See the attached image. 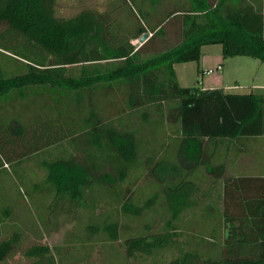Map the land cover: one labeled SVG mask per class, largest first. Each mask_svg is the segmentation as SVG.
Returning a JSON list of instances; mask_svg holds the SVG:
<instances>
[{
    "label": "trees",
    "instance_id": "1",
    "mask_svg": "<svg viewBox=\"0 0 264 264\" xmlns=\"http://www.w3.org/2000/svg\"><path fill=\"white\" fill-rule=\"evenodd\" d=\"M57 1L0 0V36L11 37L13 44L5 46L16 49L4 53L23 67L21 73L6 76L0 62V97L14 90L21 98L42 99L52 93L58 101L78 105L90 100L89 89L123 81L121 86L128 84L127 106L113 117L106 109H91L82 122L68 118L73 125L68 128V120L55 119L52 136L31 134L20 119L8 128L1 125L0 146L7 150L0 168L22 184L24 172L18 167L24 161L44 170L39 179L46 184L40 191L48 194L46 213L73 216L80 228L78 238L68 242L76 249L90 242L111 245L127 231L124 254L111 251L109 264L146 258L153 264H264V176H226L228 161L245 151L242 140L264 136V94L184 87L174 67L198 61L202 46L212 43L222 44L223 57L249 55L264 62V0H142L145 22L140 19L130 33L111 28L115 20L108 11L90 9L60 17ZM144 32L151 36L139 46L133 44ZM155 38L166 49L143 58L141 50ZM140 111L145 124L163 125L169 137L144 159L139 157L142 142L136 129ZM82 136L83 149L80 143L77 148L67 143L71 150L62 154L66 142ZM28 137L41 142L29 145ZM171 144L173 156L166 152ZM52 148L62 156L51 155ZM40 152L46 156L34 162L32 157ZM142 171L163 187V195L154 186H130L132 174L139 173L134 183ZM205 177L212 179L210 189L223 186L219 195L210 196L207 208L194 197ZM148 187L154 191L153 203L146 196ZM159 198L162 209L155 207ZM209 205L214 212L208 211ZM188 206L198 209L186 218ZM200 216L213 218V224L204 225ZM48 219L40 218L42 226ZM15 220L14 208L7 205L0 212V264L18 253L30 264H59V253L41 240L42 227ZM51 221L57 224L59 217ZM195 227L208 237L183 235ZM31 232L37 240L24 246ZM172 250L175 255L162 258Z\"/></svg>",
    "mask_w": 264,
    "mask_h": 264
},
{
    "label": "rangeland",
    "instance_id": "2",
    "mask_svg": "<svg viewBox=\"0 0 264 264\" xmlns=\"http://www.w3.org/2000/svg\"><path fill=\"white\" fill-rule=\"evenodd\" d=\"M141 1L142 0H58L56 4V13L60 17L68 18L75 16L84 10L91 9L98 12L108 11L110 17L115 20L110 27L115 30L117 29L130 33L140 26V19L142 22H145L141 17V13L143 12L142 9H144L145 12V6ZM6 43L8 46L13 44L12 38L9 36H0V46L2 47L0 48V62L4 68L6 67L5 75L12 76L21 73L23 67L20 61L4 53L7 52L6 49L12 52L16 51V49L12 50L9 47L7 48L5 46ZM133 44L139 46V39L134 40ZM15 48H19V46ZM163 49L166 48H160V46H158V39L155 38L150 41L146 47L144 46L140 55L143 58L151 57ZM204 67L205 69L202 71ZM176 69L179 75V84L184 87H201L202 81H204L205 86H213L217 85V80L220 79V85L223 86L224 90L228 93L255 92L264 94V62L249 55L223 57L221 43L203 45L201 48V57L198 61L177 63ZM121 83H123V81H117L112 87L107 83H101L89 89L91 92L89 95L90 102L85 99L84 101L86 103H80L81 105L75 103L72 105L65 104V102L58 101L55 96H52V93H49L48 96L43 95L42 99H38L33 95L21 98L17 93L19 91L14 90L6 98L0 97V126L2 125L5 128H8V126L13 124L14 119H20L23 121L26 128L31 131V134L38 131L42 134L47 133L48 136H52L54 134L53 122L55 119L68 120V118H74L79 119V122H82L85 118L84 115L90 113L91 109L100 110L102 108L107 110L105 114L113 117L122 112L123 108H126L128 103V100L125 98V93L128 92V84L124 83L127 85L125 87L124 85L121 86ZM35 87L37 90L47 89L45 86ZM131 87H134V85H131ZM126 117H129V115L125 114V118ZM138 117L139 120L136 125L138 131L137 137H139L142 142L139 157L144 159L146 153L154 154L161 149V146L167 141L166 137L167 139L169 137L166 136L163 125L156 126L155 124H145V116L141 114V111ZM173 118L174 116L171 117V121ZM71 125L72 124L69 123V120L66 121V128ZM85 139L86 138L82 136L74 142H66L65 144L69 149H67V147L61 149L62 154L64 150H71V146L75 147V145H79V143L81 144V149H83ZM26 140L27 144L30 142L33 144L41 142V139L36 138L32 141H30V138ZM242 141L244 142L243 148H245V153H242L239 157L236 156L230 159V162H228L227 177L236 176L240 172H255L254 162L257 160L262 162V165H259L257 168L259 171H264V136L246 137V140ZM145 142H147V144H145ZM67 143L73 145L68 146ZM5 149L7 150V147L5 148L4 145L0 146V162L6 160L3 151ZM166 152L168 155L173 156L175 152L174 145L171 144ZM54 154L56 155L57 152H53L52 148L51 155L55 156ZM42 156L45 157L46 154L43 152L38 153L37 156L32 157L34 158L33 161H40ZM56 156L62 155L57 154ZM28 161L29 160L24 161V163L18 167L24 172L23 184L18 183L19 180L17 178L14 179L11 176H7L5 170L0 168V212L8 205L9 208H14L17 220L19 219L27 225L35 224L37 226L39 225L40 228L42 227L40 230L41 240L46 241L53 247V250L56 253H59L57 254L59 264H109L112 254L111 251L113 252L117 250L121 255L124 254L122 243L123 237L128 233L127 231H123L121 233L122 238L111 243V245H109L110 243L90 242L84 246L82 245L83 247L76 249L74 245L75 243L68 242L69 238L73 237V240L78 238V236L75 235V232L78 231L80 226H78V222L73 216H69L66 213H62L60 216H56L55 213H52L53 217H49V212L46 213L44 207V204H49V200H47L48 194L40 192L41 187H44L46 184L45 180H41L39 177L45 172L43 169H40L39 167L37 168L32 162L28 163ZM137 174L139 173L132 174V179L130 181L131 187L134 188L140 186L145 190V186L150 185L154 186V189L158 190L160 195H163L161 192L163 187L161 185L155 186V178L148 171H142L140 177L134 183H131L134 181ZM34 183H37L36 186H34ZM198 184L200 185V191L197 192L194 197H197L200 206L208 204L210 196H217L222 192V183L215 185L214 188H209L213 185L212 179L209 177H206ZM20 187L23 190V193H21ZM153 193L154 191L152 187L146 188L147 199L152 203L156 201L152 199ZM144 198H142V200ZM159 201L160 198L155 206L157 208H161V206H159ZM153 206L154 205L151 207L154 208ZM222 206V199H218V208L222 209ZM189 211L184 214L186 215V218L191 216ZM208 211L214 212V208L209 205ZM191 213H193L192 210ZM81 214L82 213H80V215ZM41 217L49 218L46 227L42 226L40 223ZM58 217L59 221H57V224L51 221L53 218ZM86 217H88L87 213L86 211H83L82 218L85 219ZM200 217L201 218L199 219L202 220L201 223H204V225L209 224V226H211L213 224V218H206L204 216ZM156 219L158 222H162V218L156 217ZM143 222L144 218L141 223L143 224ZM197 230L198 228L196 227L192 231L189 229L188 231L183 230V235L186 236L188 234L192 237H197L199 240L202 239V237H208V234L198 233ZM225 232L224 235L226 234ZM37 237L38 236H35L34 232H31L29 237H27L28 239H26L24 246L35 242ZM207 244L208 243L205 245L206 247L209 246ZM175 253V250L170 252L167 251L162 254V258L169 259L175 255ZM62 258L63 260H61ZM4 264H30V260L25 258L22 253H18L14 257L5 261ZM131 264H153V262L151 258H146L145 260L134 261Z\"/></svg>",
    "mask_w": 264,
    "mask_h": 264
},
{
    "label": "crops",
    "instance_id": "3",
    "mask_svg": "<svg viewBox=\"0 0 264 264\" xmlns=\"http://www.w3.org/2000/svg\"><path fill=\"white\" fill-rule=\"evenodd\" d=\"M150 36H151V33H150ZM139 39V38H138ZM135 40H137V39H135ZM134 41V40H133ZM141 44H143V43H140V45ZM177 64V63H176ZM176 64L174 65V67H175V70H176V74H177V79H178V82H179V75H178V71H177V69H176ZM205 69V67L202 69V71ZM217 85H211V86H205L204 85V81H202V86H201V88H203V89H206V88H217V87H222L223 89H224V87L223 86H221L220 84H221V80L220 79H218L217 80V83H216ZM225 91V90H224ZM226 92V91H225ZM242 153H245V151H243ZM241 153V154H242ZM241 154H239L237 157H239ZM77 157H79V156H77ZM78 160H80L79 158H77ZM228 162H230V160L228 161ZM259 165H262V162H260V160H257V161H255L254 162V169H255V172H240V173H238V175H243V176H264V171H259V169L257 168ZM237 176V175H236ZM206 178V177H205ZM246 181H248V180H246ZM257 181H259L260 182V180L259 179H256V178H254L253 179V182H257ZM202 207H204V206H202ZM205 207H206V205H205ZM207 208V207H206ZM198 209V207H191V206H188V208H187V211H189L190 212V214H191V210L192 211H195V210H197Z\"/></svg>",
    "mask_w": 264,
    "mask_h": 264
},
{
    "label": "water",
    "instance_id": "4",
    "mask_svg": "<svg viewBox=\"0 0 264 264\" xmlns=\"http://www.w3.org/2000/svg\"><path fill=\"white\" fill-rule=\"evenodd\" d=\"M150 37L149 32H144L142 36L139 38L140 43H144Z\"/></svg>",
    "mask_w": 264,
    "mask_h": 264
}]
</instances>
